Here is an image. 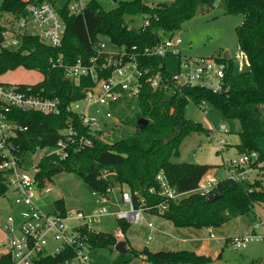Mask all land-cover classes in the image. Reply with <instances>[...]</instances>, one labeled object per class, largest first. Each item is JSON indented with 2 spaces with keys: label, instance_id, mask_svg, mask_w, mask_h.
<instances>
[{
  "label": "trees",
  "instance_id": "obj_1",
  "mask_svg": "<svg viewBox=\"0 0 264 264\" xmlns=\"http://www.w3.org/2000/svg\"><path fill=\"white\" fill-rule=\"evenodd\" d=\"M220 1L225 13L244 15L236 33L249 70L238 73L233 59L220 58L229 68L227 86L218 93L202 88L173 91L146 88L137 101L122 110V127L114 135L102 139L98 134H89L90 145H85L80 152L70 149L69 157L59 163L64 171L81 178L91 192H104L109 186L126 188L137 207L162 202L157 176L164 173L173 187L188 193L181 202H170L164 213H157L177 228H217L234 218L253 215L258 206H264L263 180L235 182L226 178L215 189L219 190L220 197L209 201L208 196L196 191L212 166L174 161L180 156L185 139L193 134H208L207 129L187 117L186 109L190 102L197 106L206 103L226 119L239 121V154L257 152L260 160L264 161V0ZM220 1L173 0L171 3L148 5L144 0H130L118 1L113 9L105 10L97 0H92L81 15H72L68 5L57 8L65 24L62 47L53 48L42 43L37 36L26 34L18 49L0 48V76L18 68L39 72L43 80L36 87L43 88L46 96L58 98L67 105L84 97L89 83L87 80L67 79L61 69L52 68V58L60 54H64L68 61L87 57L92 54L93 44L100 37H108L116 45L154 46L160 41L161 33L179 31L204 7ZM3 14L15 19L26 17V2L3 0L0 15ZM138 15L144 18V22L150 20V25L131 28L127 17ZM5 28L0 23V44ZM153 65L170 74L164 58L155 59ZM10 116L20 126L28 128L16 138L24 154L34 152L37 147H55L62 137L61 131L70 124L78 131L83 129L80 121L67 113L55 116L13 110ZM140 119L148 120L145 129H140ZM39 167L37 178L40 180L54 174L52 158H44ZM8 192L7 177L0 172V197H5ZM59 204V210L65 213L63 203ZM118 225L124 233L130 226L125 222ZM117 243L118 238L113 233L90 234V249L114 250ZM133 254L148 264L215 262L211 257L189 250L153 252L144 248L133 251ZM69 256L42 258L36 264H69L66 262Z\"/></svg>",
  "mask_w": 264,
  "mask_h": 264
},
{
  "label": "built area",
  "instance_id": "obj_2",
  "mask_svg": "<svg viewBox=\"0 0 264 264\" xmlns=\"http://www.w3.org/2000/svg\"><path fill=\"white\" fill-rule=\"evenodd\" d=\"M27 16L16 19L11 26H5L0 48L16 50L20 47L24 35L35 31L40 41L48 46L59 49L62 47L65 24L57 8L49 1L24 0ZM92 0H73L68 8L72 15H81ZM144 25H150L146 20ZM176 33V32H175ZM175 33L154 46L116 45L118 51L107 50L103 37L93 44V52L87 57L75 60L60 54L51 59L53 69H61L67 79L73 81L87 80L84 97L63 105L58 98L44 94L43 88L36 84H8L0 82V172L7 177L9 191L14 197V204L22 206L21 222L17 225L13 216H9L0 238V264H36L42 258L70 255L69 264H91L90 234H99L96 226L104 217H113L119 222L136 224L145 221L146 213H164L170 202L179 203L188 193L180 192L173 187L167 176L160 173L157 180L160 184L162 202L152 206L143 204L136 206L130 192L126 188L109 186L104 192H91L98 208L91 213L57 211L53 214L43 212L36 201L40 197L42 180L37 178L40 162L44 158H52L53 165L65 161L70 149L80 152L85 145H90L89 134H98L102 139L110 138L122 127L121 112L126 106L137 101L146 88L173 91L184 88H202L218 93L226 84L228 64L220 58H203L182 56L179 49L183 40ZM169 53L179 58L177 73L165 74L153 65L157 58H164ZM167 69V68H166ZM206 109V103L199 105ZM13 110L37 112L44 115L59 116L67 113L77 118L82 124L78 131L72 124L61 131L62 137L53 148L37 147L28 154L22 153L16 143L19 133L28 130L12 120ZM223 126L220 131L209 129L210 140L216 142L219 151L227 150L226 141L218 134L225 133ZM85 131V132H83ZM42 157L37 163V153ZM32 157L28 160V156ZM31 163L27 168V163ZM228 177L231 181L254 182L264 181V161L257 152L239 154L237 158L227 161ZM219 182L208 180L200 185L196 192L209 196L215 191ZM110 205L113 207L110 209ZM153 213V214H154ZM151 233L147 245L153 240L156 227L146 222ZM259 223L254 224V233L244 237H234L230 244L235 248H246L247 244L258 239L264 240V234H257ZM115 236L118 242L126 241L125 233L119 226ZM128 243V241H127ZM136 264H148L137 259Z\"/></svg>",
  "mask_w": 264,
  "mask_h": 264
},
{
  "label": "rangeland",
  "instance_id": "obj_3",
  "mask_svg": "<svg viewBox=\"0 0 264 264\" xmlns=\"http://www.w3.org/2000/svg\"><path fill=\"white\" fill-rule=\"evenodd\" d=\"M73 0H55L56 8H63ZM103 9L111 10L117 4L113 0H97ZM130 1V0H118ZM3 0H0V6ZM148 5L171 3L173 0H144ZM244 21V15H229L225 13L219 2L204 7L194 18L186 21L176 35L180 36L183 44L179 48L182 56L203 57V58H224L226 53L231 54L235 71L238 73L249 70L248 62L241 51L238 43L236 28ZM16 19L9 14L0 15V23L11 26ZM127 23L131 28H140L144 25L142 16L127 17ZM170 35L164 34L163 38L168 39ZM106 48L110 52L118 51L108 37L102 38ZM166 68L170 73H177L179 69V58L169 53L165 56ZM42 80V75L36 71H29L18 68L0 76V82L8 84H37ZM189 119L198 122L204 129L220 131L225 127V133L218 134L227 144V150L219 151L216 142L210 140L207 133L193 134L183 142L180 156L174 161L177 163L205 164L212 166L211 170L203 177V183L208 180L220 182L228 177L227 161L237 158L239 155L237 145L240 144L241 124L237 120L226 119L211 105L206 104V109L201 110L199 106L190 102L186 109ZM37 163L42 157V152L37 153ZM32 155L28 156V160ZM31 163H27L29 169ZM40 197L36 201L39 208L47 213L53 214L60 211L59 203L62 202L67 213L83 212L91 213L98 208L91 191L85 186L81 178L68 171H60L42 180L40 185ZM110 209V205H108ZM22 206L14 204V197L11 191L5 197H0V238L3 236V228L9 216H13L16 224L21 222L20 212ZM147 221L153 222L156 228L160 226L168 231V234L157 233L154 239L147 245L149 233L145 229L146 222L141 221L130 224L125 233V240L128 241V253L120 254L116 250L105 248H94L88 250L91 264H136L137 259L133 251H140L146 246L150 251L161 250H196L191 241H201L202 246L208 252L217 254V258L226 264H264V240L258 239L247 244L246 248H235L232 245L223 246L220 242L207 243L203 241L209 234V229H214L222 237H244L254 233L255 222L259 223L257 234H264V206H259L258 211L250 216L234 218L217 228L193 229L192 240L183 243L180 239L186 237L181 228H177L171 221L161 216L145 214ZM255 219V220H253ZM97 231L116 234L119 225L113 217H104L96 226ZM189 237V236H188ZM217 250V251H214ZM142 260V259H141ZM144 261V260H143Z\"/></svg>",
  "mask_w": 264,
  "mask_h": 264
},
{
  "label": "crops",
  "instance_id": "obj_4",
  "mask_svg": "<svg viewBox=\"0 0 264 264\" xmlns=\"http://www.w3.org/2000/svg\"><path fill=\"white\" fill-rule=\"evenodd\" d=\"M42 1H49V2H51L53 5H54V3H55V0H42ZM220 1V0H219ZM221 2V1H220ZM219 2V3H220ZM3 24V23H2ZM231 55V54H230ZM231 59H233L232 58V56H231ZM42 75V74H41ZM42 80H43V75H42ZM41 80V81H42ZM201 125V124H200ZM202 126V125H201ZM202 127H204V126H202ZM258 208H259V206L257 207V211H258ZM256 211V212H257ZM146 214H149V215H156V216H160V215H157V214H153V213H146ZM238 218V217H237ZM253 220H255V219H253ZM144 222V221H143ZM145 222H151V221H147L146 220V218H145ZM153 223V222H152ZM227 224V223H226ZM225 225V224H224ZM145 229H146V231L150 234L151 233V231H150V229L147 227V225L145 224ZM164 228H165V226H164ZM163 227H161L160 226V230L158 229V228H156V231H154L153 232V239H154V236L157 234V233H160V234H168V231H166L165 229H164ZM193 228H181V231L180 230H178L177 232L179 233V232H185V235H186V237H184V238H181L180 240L183 242V243H188V242H190L191 240H192V236H194L195 234H197V233H193ZM217 233V231H215L214 229H209V234H208V236H206L205 238L203 237L202 239H203V241L205 240L207 243H212V242H220V243H222V245L224 246H227V245H231L230 244V240L233 238V237H230V238H228V237H222V236H218V235H223V234H219V233ZM189 236V237H188ZM156 237V236H155ZM150 244V243H149ZM148 244V245H149ZM191 244L193 245V247L194 248H196V250H189V251H193V252H195V253H197V254H199V255H204V256H208V257H211L214 261H217L218 260V258H217V254H213L212 255V252H208L207 254H205L206 253V250L203 248L204 246H202V244H203V242H201V241H191ZM145 248H148L147 246L145 247ZM174 251V250H173ZM176 251H180V250H176ZM214 251H217V250H214ZM157 252V251H156ZM224 262V261H223ZM224 264H226L225 262H224Z\"/></svg>",
  "mask_w": 264,
  "mask_h": 264
},
{
  "label": "water",
  "instance_id": "obj_5",
  "mask_svg": "<svg viewBox=\"0 0 264 264\" xmlns=\"http://www.w3.org/2000/svg\"><path fill=\"white\" fill-rule=\"evenodd\" d=\"M113 2L115 4L118 3V0H113ZM222 2H220V6L222 7ZM29 34H31L32 36H37V34L35 33V31L31 30L29 32ZM224 59L225 60H230L231 59V55L229 53H226L225 56H224ZM139 127L140 129H145L148 125V120H145V119H140L139 120ZM60 171H63V167L61 165H58L56 166L55 168H53L52 172L56 173V172H60ZM220 197V192L219 190H215L213 193H211L209 196H208V200L209 201H213V200H216ZM114 250H116L118 253L120 254H126L128 253V243L127 241H120L117 243V245L114 247ZM214 264H224V262L222 260H217L214 262Z\"/></svg>",
  "mask_w": 264,
  "mask_h": 264
}]
</instances>
